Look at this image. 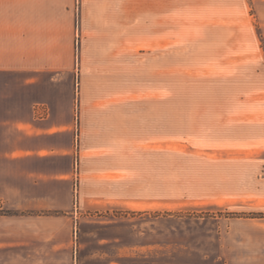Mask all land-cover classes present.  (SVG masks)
Here are the masks:
<instances>
[{"label":"rangeland","instance_id":"obj_1","mask_svg":"<svg viewBox=\"0 0 264 264\" xmlns=\"http://www.w3.org/2000/svg\"><path fill=\"white\" fill-rule=\"evenodd\" d=\"M114 1L115 22L129 26L84 24L94 10L75 4L72 71L0 77V264H264V0H177L178 29L151 42L141 35L159 9ZM88 101H114L103 111L132 124L161 115L165 127L199 105L207 140L177 147L194 143L185 150L205 159L163 155L161 183L156 165L138 191L156 205L83 210L77 179L55 177L67 167L65 134L47 150L49 180L13 192L16 121L38 130L73 119L78 153L80 121L101 112L86 113ZM13 216L31 217L32 231L14 232L28 246L13 248Z\"/></svg>","mask_w":264,"mask_h":264},{"label":"crops","instance_id":"obj_2","mask_svg":"<svg viewBox=\"0 0 264 264\" xmlns=\"http://www.w3.org/2000/svg\"><path fill=\"white\" fill-rule=\"evenodd\" d=\"M83 1L87 10H94V17L84 21V24L95 27H113L119 24L129 26L128 21L115 22L114 10L115 7L119 8V4L116 5L114 0ZM145 2L141 8L147 6L146 8L152 9L150 6H153L154 9H159V13L154 14L153 23L149 24L153 25V28L149 33H143L141 39L146 42L162 41L163 37L172 36L178 29V1L165 0L164 5L161 0ZM78 3L79 0H0V77L22 76L26 77L27 81L35 77L37 82L43 74L72 71L75 38L72 10ZM129 8L130 4L127 2L126 11ZM120 102L124 106L126 101ZM113 103L115 102L85 103L86 113L90 110L101 112L94 111V117L85 115L80 121L84 128L80 129L78 153L73 144V119L65 126L53 124L38 130L32 125L34 122L16 121L13 129V192L15 187L16 194L19 189H25V193H28L27 190L33 189L37 183L49 180V169L44 166L52 152L47 150L54 147L51 145L53 140L65 134L69 135L70 142L58 148L62 152L61 158L67 162V167L61 169L55 177L63 178L71 186L77 179L78 201L83 210L144 208L156 205L160 199L146 196L144 189L138 191L147 189L148 172L155 171L156 165L161 183L163 155L175 158H204L197 152L185 150L188 146L193 147L194 143H188L185 149L177 147L182 140L194 141L199 145L207 140L208 121L197 108L199 105L193 113H186V117L179 119L180 121L167 119L169 127H165L161 115L154 116L150 121L146 116L138 117L139 120L132 124L131 115L115 118L114 114L103 111L108 109V106H114ZM35 105L34 107L47 106L45 103ZM202 105L203 103L200 106ZM34 107L32 121H35ZM47 121H50V118H47ZM184 123L186 125L183 128ZM22 126L30 128L33 133H29L28 129L22 130ZM36 131L54 133L42 136L35 133ZM202 132H206V135ZM90 135L92 138L87 139ZM77 154L79 172L76 174L74 166ZM149 160L154 163L153 166L148 163ZM32 222L31 217L13 216V248L18 245L28 246V243L17 238L14 232L20 226L26 234L29 228L31 230Z\"/></svg>","mask_w":264,"mask_h":264}]
</instances>
